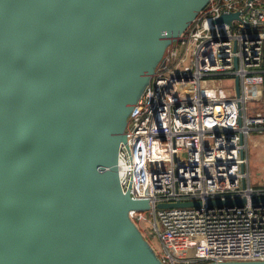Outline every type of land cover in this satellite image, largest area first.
<instances>
[{
  "label": "water",
  "instance_id": "95a60500",
  "mask_svg": "<svg viewBox=\"0 0 264 264\" xmlns=\"http://www.w3.org/2000/svg\"><path fill=\"white\" fill-rule=\"evenodd\" d=\"M210 1L0 0V264H166L130 216L152 204L123 189L120 149L169 49Z\"/></svg>",
  "mask_w": 264,
  "mask_h": 264
},
{
  "label": "built area",
  "instance_id": "2783aa9c",
  "mask_svg": "<svg viewBox=\"0 0 264 264\" xmlns=\"http://www.w3.org/2000/svg\"><path fill=\"white\" fill-rule=\"evenodd\" d=\"M225 12L239 18L216 23ZM252 132L264 136V0H211L169 49L120 149L123 189L152 204L130 216L153 228L166 264L264 260V202L252 201L264 197V179L249 168ZM238 197L247 202L208 203ZM176 201L202 205L157 207Z\"/></svg>",
  "mask_w": 264,
  "mask_h": 264
},
{
  "label": "rangeland",
  "instance_id": "374dc122",
  "mask_svg": "<svg viewBox=\"0 0 264 264\" xmlns=\"http://www.w3.org/2000/svg\"><path fill=\"white\" fill-rule=\"evenodd\" d=\"M257 107L259 108V106H257ZM253 111H255V110H253ZM253 114L254 113L252 111L249 112V115H253ZM252 135H253V139L249 142V148H250V151H249L250 163H263V161H264V154L259 155V157H257V156H258L259 150L261 151V149H262V146L260 148V145L258 143L260 142V139L263 138L264 136H262L260 134H257L256 132H252ZM260 144H264V142H261ZM262 152H264V148H263V151ZM251 175H252V178H254V175L253 174H251ZM142 231H143L145 237L148 240H150V242L152 244H154V246L158 249L159 252H161L162 251V245L159 242V240H158V238H157V236H156L155 231L153 230V228L150 227V226H148V228L146 230L144 229Z\"/></svg>",
  "mask_w": 264,
  "mask_h": 264
},
{
  "label": "crops",
  "instance_id": "0c3cea01",
  "mask_svg": "<svg viewBox=\"0 0 264 264\" xmlns=\"http://www.w3.org/2000/svg\"><path fill=\"white\" fill-rule=\"evenodd\" d=\"M261 142H264V138H261L260 142L258 143L260 145V148L262 146V149H261V151L259 150L257 157H259V155H261V154H264V152H262L263 148H264V144H260ZM249 168L251 169V172L254 175L255 179L260 178V177H262L264 179V161H263V163H249Z\"/></svg>",
  "mask_w": 264,
  "mask_h": 264
}]
</instances>
